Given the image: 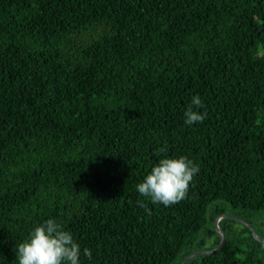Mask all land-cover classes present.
Masks as SVG:
<instances>
[{
    "label": "trees",
    "instance_id": "obj_1",
    "mask_svg": "<svg viewBox=\"0 0 264 264\" xmlns=\"http://www.w3.org/2000/svg\"><path fill=\"white\" fill-rule=\"evenodd\" d=\"M180 156L184 200L137 192ZM223 214L264 238V0H0V264L48 219L81 264H181ZM218 227L186 264H264L251 229Z\"/></svg>",
    "mask_w": 264,
    "mask_h": 264
},
{
    "label": "clouds",
    "instance_id": "obj_2",
    "mask_svg": "<svg viewBox=\"0 0 264 264\" xmlns=\"http://www.w3.org/2000/svg\"><path fill=\"white\" fill-rule=\"evenodd\" d=\"M203 107L201 97L193 96L184 113L185 123H202L207 116L206 111L203 114L199 111ZM199 171V166L185 156L162 158L143 182L136 185V190L141 196L150 198L153 204L174 205L186 198L190 182ZM138 203L151 215V209ZM15 252L18 264H81L80 245L55 219L35 227L28 240L16 246ZM83 253L88 259L92 258L91 250L85 248Z\"/></svg>",
    "mask_w": 264,
    "mask_h": 264
},
{
    "label": "water",
    "instance_id": "obj_3",
    "mask_svg": "<svg viewBox=\"0 0 264 264\" xmlns=\"http://www.w3.org/2000/svg\"><path fill=\"white\" fill-rule=\"evenodd\" d=\"M224 217H230L236 221H239L241 223H243L246 227H248L249 229H251V225L250 223H248L246 220H243L241 218H238V217H235V216H231V215H228V214H223V215H220L218 216L215 221H214V226H215V229H216V232L218 233V235L220 236L221 238V241L219 243V245L215 248V249H212V250H209V251H201V252H196V253H192L191 255H189L187 258H185L181 264H186L187 261H189L190 259L196 257V256H199V255H210L212 253H214L215 251H218L222 248L223 244H224V235L223 233L221 232V230L219 229L218 227V223L219 221L224 218ZM252 232V235L254 236V238L258 241H264V238H259L256 236V234L254 233L253 229L250 230Z\"/></svg>",
    "mask_w": 264,
    "mask_h": 264
}]
</instances>
